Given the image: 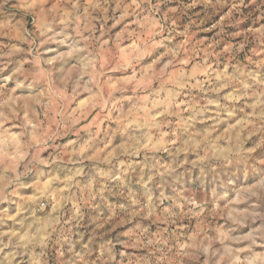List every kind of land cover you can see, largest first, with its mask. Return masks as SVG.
Segmentation results:
<instances>
[{
	"label": "rangeland",
	"instance_id": "374dc122",
	"mask_svg": "<svg viewBox=\"0 0 264 264\" xmlns=\"http://www.w3.org/2000/svg\"><path fill=\"white\" fill-rule=\"evenodd\" d=\"M0 264H264V0H0Z\"/></svg>",
	"mask_w": 264,
	"mask_h": 264
},
{
	"label": "clouds",
	"instance_id": "9594fccd",
	"mask_svg": "<svg viewBox=\"0 0 264 264\" xmlns=\"http://www.w3.org/2000/svg\"><path fill=\"white\" fill-rule=\"evenodd\" d=\"M217 160H219L220 159V157H215ZM49 226H51V225H49ZM18 238H20V239H22V240H27V237H18ZM27 246V243H25V247Z\"/></svg>",
	"mask_w": 264,
	"mask_h": 264
}]
</instances>
